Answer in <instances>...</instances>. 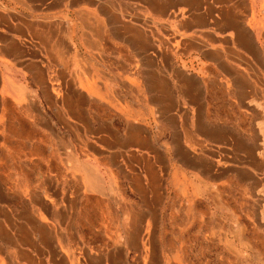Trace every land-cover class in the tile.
<instances>
[{
    "label": "rangeland",
    "instance_id": "1",
    "mask_svg": "<svg viewBox=\"0 0 264 264\" xmlns=\"http://www.w3.org/2000/svg\"><path fill=\"white\" fill-rule=\"evenodd\" d=\"M200 1L197 13L242 16L263 59L236 67L254 89L246 102L223 83L232 157L173 158L164 184L163 90L191 124L214 127L208 53L224 34L184 29L185 0H0V264H117L119 250L135 249L124 237L137 220L145 264H264V0ZM79 168L101 178L102 194Z\"/></svg>",
    "mask_w": 264,
    "mask_h": 264
},
{
    "label": "crops",
    "instance_id": "2",
    "mask_svg": "<svg viewBox=\"0 0 264 264\" xmlns=\"http://www.w3.org/2000/svg\"><path fill=\"white\" fill-rule=\"evenodd\" d=\"M213 1L216 2V0ZM185 2L188 3L189 9L194 11H192V14L189 15L191 19H184V29L189 31L201 26L205 27L209 24L212 27V31L217 34H224L227 38L226 41H216V43L212 44V50L208 53L213 65L216 66L213 82L219 81L217 87L213 85V89L216 91L215 93H212V99L214 100L213 114L220 115L218 116L219 119L217 120V123L212 128H207L202 124H198V122L197 124H194L193 120L191 124L190 122L192 118L190 117V113L183 107L180 99L177 97V94L174 95L163 90V107L160 116L163 124L162 138L164 156L162 173L164 184L165 176L167 174V166L164 162L174 160L173 158H175V160L181 159L196 162L210 159L211 156H214L216 153L221 156L223 155L224 158L232 157V87L230 88V91H228L223 83L228 80L231 84H233L235 89H238L241 93L242 102H246L249 96L254 92V89L252 87L249 88L242 71H239L236 67L238 64L245 65L249 61V57L263 59L260 47L253 39L252 34L250 31L242 27V16L227 8H223L221 12H219L214 5H209L207 11L205 12L197 13L195 11H198L202 5L200 0H185ZM156 8L164 10V7L160 4H157ZM211 8H213L214 11L209 12ZM149 43L150 40L147 37V40L142 43L143 47L148 51L155 52ZM8 47L9 50H14L15 48V46ZM195 47L201 49V45L195 44ZM229 61L235 62L236 66L231 64ZM150 65L155 66L156 62L152 59ZM218 73H220L219 78L217 75ZM40 79L38 81H40ZM160 83L161 81H158L157 84H154L159 90L162 88ZM185 86L183 85L184 96L189 99V102H195L196 96L190 93L188 83H186ZM246 87L249 91H246ZM82 99L83 98L81 96L80 100ZM164 116H166L165 119L163 118ZM162 119H164V121ZM191 125L192 129L190 128ZM135 140L136 141L134 143L138 146L148 145L146 140H139L137 138H135ZM208 142L212 143L214 146H210ZM189 144L191 147L188 149L187 145ZM216 149H218V151H216ZM239 154L241 155L239 156V159H253L252 157L248 158L247 153H243L242 150ZM242 154L245 156H242ZM149 167L151 170L152 167ZM78 172L83 176V185L86 187L87 191L99 195L104 192L105 189L99 176L86 168H79ZM153 174L154 172L152 170L151 175ZM165 194L166 190L164 187V195ZM165 223L169 228H171L172 222H170V220H165ZM122 228L125 229V224L122 225ZM125 235V240L128 242L132 241L135 249H133V253L130 252L131 248L128 251L119 250V260L117 264H145V257L147 255L143 245V241L145 239V223L137 220L135 222V229L133 230L132 226L131 232H126ZM25 239L26 243L31 245L28 238ZM165 240L167 242L165 251L167 255H172L174 247L172 246L170 239L167 237V233H165ZM178 252L185 255L187 251L179 248L177 253ZM24 257L29 262H33V259L29 254L25 253ZM159 262L160 259L156 258L155 264H159ZM150 264L152 263L150 262Z\"/></svg>",
    "mask_w": 264,
    "mask_h": 264
},
{
    "label": "bare ground",
    "instance_id": "3",
    "mask_svg": "<svg viewBox=\"0 0 264 264\" xmlns=\"http://www.w3.org/2000/svg\"><path fill=\"white\" fill-rule=\"evenodd\" d=\"M262 130V129H261Z\"/></svg>",
    "mask_w": 264,
    "mask_h": 264
}]
</instances>
